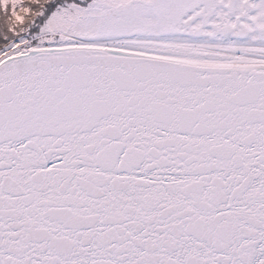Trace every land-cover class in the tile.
<instances>
[{
    "label": "snow or ice",
    "instance_id": "obj_1",
    "mask_svg": "<svg viewBox=\"0 0 264 264\" xmlns=\"http://www.w3.org/2000/svg\"><path fill=\"white\" fill-rule=\"evenodd\" d=\"M0 264H264V0H0Z\"/></svg>",
    "mask_w": 264,
    "mask_h": 264
}]
</instances>
